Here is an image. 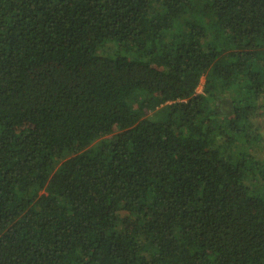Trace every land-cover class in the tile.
<instances>
[{"label":"trees","instance_id":"trees-1","mask_svg":"<svg viewBox=\"0 0 264 264\" xmlns=\"http://www.w3.org/2000/svg\"><path fill=\"white\" fill-rule=\"evenodd\" d=\"M0 264H264V0H0Z\"/></svg>","mask_w":264,"mask_h":264},{"label":"rangeland","instance_id":"rangeland-1","mask_svg":"<svg viewBox=\"0 0 264 264\" xmlns=\"http://www.w3.org/2000/svg\"><path fill=\"white\" fill-rule=\"evenodd\" d=\"M203 84H204V81L202 82V85L198 88V92H202V90H203Z\"/></svg>","mask_w":264,"mask_h":264}]
</instances>
